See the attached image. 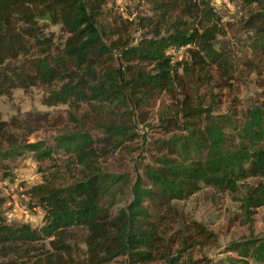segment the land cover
I'll return each instance as SVG.
<instances>
[{"label":"trees","instance_id":"obj_1","mask_svg":"<svg viewBox=\"0 0 264 264\" xmlns=\"http://www.w3.org/2000/svg\"><path fill=\"white\" fill-rule=\"evenodd\" d=\"M112 1L0 0V95L41 86L46 90L43 104L66 106L74 127L54 135L52 149L79 168L70 183L52 185L44 178L25 191L43 211L41 225L6 222L0 216V264H18L19 253L27 255L30 244L47 238L50 257L67 254L64 232L80 227L86 231L91 263L118 255L127 264L156 258L174 264L160 245L163 229L172 221V201L184 199L200 185L235 192L254 179L244 185L245 215L264 205V99L239 115L233 107L212 113L187 100L185 77L192 76L194 68L203 72L207 66L203 77L209 80L212 66L223 69L228 62L226 52L214 48L220 27L211 1L139 0L150 15L137 19L133 30H143L137 36L126 20H105L104 6ZM241 1L247 7L253 4L244 26L251 32L249 48L260 55L264 0ZM38 20L59 25V42L40 30ZM179 47L185 55L173 59ZM164 93L177 104L168 113L171 117L159 119L162 131L171 134L155 138L153 146L144 149L151 163L135 168L133 178L108 172L99 161L106 149L136 138L145 141L137 126L145 125L148 108ZM86 124L99 129L101 136L93 139ZM10 143L0 151V159L26 152L38 162L51 159L40 141ZM126 183L130 197L111 216L108 206ZM233 248L264 264V238H245Z\"/></svg>","mask_w":264,"mask_h":264},{"label":"rangeland","instance_id":"obj_2","mask_svg":"<svg viewBox=\"0 0 264 264\" xmlns=\"http://www.w3.org/2000/svg\"><path fill=\"white\" fill-rule=\"evenodd\" d=\"M210 1L219 17L220 27L213 41L214 48L226 52L228 62L223 69L218 70L212 66L209 80L203 77L207 66L203 72L194 68L193 75L185 77L187 100L192 106L199 103L202 107H209L212 113H221L228 107H233L239 115L250 104L264 99V53L256 55L251 51L248 45L251 32L244 26L247 10L252 9L253 4L247 7L241 0ZM104 9L107 12L104 14L107 22L112 23L110 17H120L126 20L125 24L130 23L135 36L143 32L133 30L137 19L150 15L145 4L139 0H114L108 2ZM115 21H119V18ZM38 24L42 25L40 30L45 35L54 36L56 43L62 38L59 25L51 24L48 20H38ZM185 52L181 50L180 53H173L172 57L180 59ZM45 91L41 86L27 90L14 88L9 95H0V151L10 146L11 140L15 144L40 141L42 148L50 151L51 158L38 162L31 152H26L20 157L0 159V216L6 222L18 223L12 221L10 207L13 202H21V195L28 199L25 191L33 184L46 178L52 185H63L70 183L78 175L79 168L71 162L70 157L60 150L52 149L51 138L59 132L71 130L74 125L68 119L66 106H48L41 102V98L46 95ZM175 104L177 101L169 95L161 94L148 108L145 125L137 126L136 133L144 135L145 141L143 137L140 138L141 142L136 138L118 147L107 148L106 156L99 159L103 167L108 172L125 173L133 178L135 168L151 163L148 152L144 149L151 148L155 138L171 134L164 133L158 124L164 115L172 116L168 113ZM85 127L89 128L90 125L86 124ZM88 130L93 139L101 136L99 129L90 127ZM253 181L254 179L246 180L235 192L200 185L191 195L171 202L172 213L175 215L173 217L172 213L169 214L172 221L165 225L160 245L165 248L169 257L174 258V264H261L253 256L239 253L233 248L245 238H264V205L251 208L247 216L241 205L244 185ZM127 190L126 183L120 188L121 194L117 195V192L110 202L108 212L111 216L119 207L125 206L126 199L130 197ZM29 202L32 205L34 199ZM29 207L33 211L34 206ZM34 208L36 223L33 225L39 226L43 211L38 206ZM20 220L23 221L22 218ZM85 234V229L81 227L65 230L63 242L69 250L67 254H59L57 258L50 257L52 249L48 239L51 238L34 242L28 246L31 250L27 255L19 253L18 264H127L118 255L100 263H91L87 259ZM144 264H165V260L156 258Z\"/></svg>","mask_w":264,"mask_h":264},{"label":"built area","instance_id":"obj_3","mask_svg":"<svg viewBox=\"0 0 264 264\" xmlns=\"http://www.w3.org/2000/svg\"><path fill=\"white\" fill-rule=\"evenodd\" d=\"M181 50H183L182 47H179L178 49H176L173 53H180ZM22 198H20L21 202L17 203V202H13V206L10 207V217L12 218V221H18V222H22V223H34L36 218L33 215V211H35V208L32 207L33 211L30 210L29 207V200L24 197L23 195H21ZM20 218L23 219V221L20 220Z\"/></svg>","mask_w":264,"mask_h":264}]
</instances>
